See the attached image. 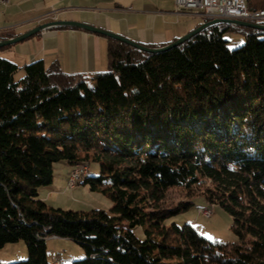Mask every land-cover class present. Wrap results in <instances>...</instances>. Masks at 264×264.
Masks as SVG:
<instances>
[{
    "label": "trees",
    "instance_id": "trees-1",
    "mask_svg": "<svg viewBox=\"0 0 264 264\" xmlns=\"http://www.w3.org/2000/svg\"><path fill=\"white\" fill-rule=\"evenodd\" d=\"M233 30L244 41L229 49ZM107 50L105 71L35 60L18 81L19 66L0 57V248L23 240L28 253L8 264H54L49 236L83 248L70 264H264V30L216 24L156 53L109 37ZM60 161L99 164L82 183L114 202L110 212L39 198ZM172 188L227 211L236 241L166 223L193 204L161 207Z\"/></svg>",
    "mask_w": 264,
    "mask_h": 264
},
{
    "label": "crops",
    "instance_id": "crops-1",
    "mask_svg": "<svg viewBox=\"0 0 264 264\" xmlns=\"http://www.w3.org/2000/svg\"><path fill=\"white\" fill-rule=\"evenodd\" d=\"M251 10L264 9V0H248ZM95 26L145 46L169 43L204 22L198 14L179 9L174 0H9L0 4V39H7L53 20ZM109 37L73 26L35 32L0 47V57L22 69L41 60L55 63L65 73H94L108 67ZM63 264V261L62 263Z\"/></svg>",
    "mask_w": 264,
    "mask_h": 264
},
{
    "label": "rangeland",
    "instance_id": "rangeland-1",
    "mask_svg": "<svg viewBox=\"0 0 264 264\" xmlns=\"http://www.w3.org/2000/svg\"><path fill=\"white\" fill-rule=\"evenodd\" d=\"M227 40V47L234 49L244 41L243 35L239 31H227L224 34ZM23 69H18L14 74L15 81L23 77ZM210 119V118H209ZM213 121L212 119H210ZM88 167V168H87ZM86 174L97 175L99 164L90 161ZM73 166L65 161L53 164V181L51 184L38 188L39 198L52 207H59L65 210L88 211L90 209H103L110 212L114 207V202L99 190H90L89 186L82 183L83 176L77 184L71 188L68 186V177L71 175ZM85 176V175H84ZM192 194L181 188L168 190L161 207H173L179 201L192 200V205L171 217L166 223H175L179 226L190 224L204 238L214 244H231L236 241L233 232L232 216L217 204L207 203L201 196V190L191 191ZM213 209V214L207 216L202 210ZM134 234L139 239H144L143 228L137 226L133 229ZM27 248L23 240L9 242L0 248V263L8 264L21 261L27 258ZM85 256L83 248L73 240L49 236L46 238V257L49 263L58 259L63 264H70L72 260L81 259Z\"/></svg>",
    "mask_w": 264,
    "mask_h": 264
},
{
    "label": "built area",
    "instance_id": "built-area-1",
    "mask_svg": "<svg viewBox=\"0 0 264 264\" xmlns=\"http://www.w3.org/2000/svg\"><path fill=\"white\" fill-rule=\"evenodd\" d=\"M9 0H0V4H6ZM177 7L198 14L204 19L228 18L245 20L249 22L264 23V9L251 10L248 8V0H174ZM55 20L56 10L52 9L46 14ZM87 166H75L73 173L68 177V186L74 187V179L78 173H82ZM208 217L213 214V209L202 210ZM58 259L54 264H61Z\"/></svg>",
    "mask_w": 264,
    "mask_h": 264
},
{
    "label": "water",
    "instance_id": "water-1",
    "mask_svg": "<svg viewBox=\"0 0 264 264\" xmlns=\"http://www.w3.org/2000/svg\"><path fill=\"white\" fill-rule=\"evenodd\" d=\"M216 24H228V25L243 26V27H250V28L264 30V23L249 22V21H245V20L228 19V18H213V19H210L208 21L202 22L200 25H198L197 27H195L194 29H192L191 31L186 33L185 35H183V36H181V37H179V38H177V39H175L169 43H166V44L161 45V46H145L143 44L137 43V42L129 40L123 36H120L118 34L109 32L107 30H104V29H101V28H98L95 26H91V25H87V24H83V23L71 21V20H51V21L39 24L36 27L28 30L27 32L21 33L19 35H16V36H13V37H10L7 39H0V47L16 43V42L32 35L35 32H39V31L45 30L47 28L57 27V26H73V27L89 30L91 32L103 34L107 37L116 39L118 41H121L125 44H128V45H130L136 49H139V50H142L145 52L156 53V52H161V51L170 49L172 47H175V46L183 43L184 41H186L187 39H189L191 36L198 33L199 31H201L207 27H210L212 25H216Z\"/></svg>",
    "mask_w": 264,
    "mask_h": 264
},
{
    "label": "bare ground",
    "instance_id": "bare-ground-1",
    "mask_svg": "<svg viewBox=\"0 0 264 264\" xmlns=\"http://www.w3.org/2000/svg\"><path fill=\"white\" fill-rule=\"evenodd\" d=\"M86 170H87V168L83 169L82 173L77 174V176L74 179V186L77 184V182L80 180V178L86 174ZM72 173H73V170L71 171V174Z\"/></svg>",
    "mask_w": 264,
    "mask_h": 264
}]
</instances>
